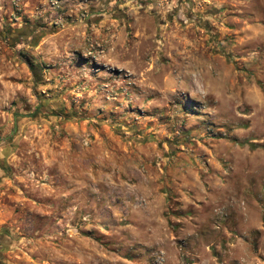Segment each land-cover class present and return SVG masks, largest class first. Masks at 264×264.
<instances>
[{"label": "rangeland", "instance_id": "374dc122", "mask_svg": "<svg viewBox=\"0 0 264 264\" xmlns=\"http://www.w3.org/2000/svg\"><path fill=\"white\" fill-rule=\"evenodd\" d=\"M0 264H264V0H0Z\"/></svg>", "mask_w": 264, "mask_h": 264}]
</instances>
